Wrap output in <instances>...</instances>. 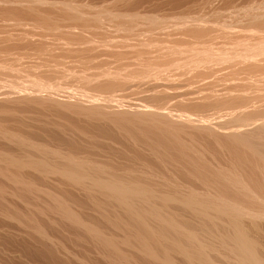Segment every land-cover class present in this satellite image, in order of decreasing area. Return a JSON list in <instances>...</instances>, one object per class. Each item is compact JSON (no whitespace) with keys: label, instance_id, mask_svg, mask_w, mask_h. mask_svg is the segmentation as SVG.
Segmentation results:
<instances>
[{"label":"bare ground","instance_id":"1","mask_svg":"<svg viewBox=\"0 0 264 264\" xmlns=\"http://www.w3.org/2000/svg\"><path fill=\"white\" fill-rule=\"evenodd\" d=\"M67 12L74 20L79 18L77 9L74 6H69ZM249 16L248 26L250 29L247 28L245 37H243L244 35L242 34L244 32H242L241 35L243 38L239 37V35L237 40L227 42L230 43V45H224V42H221L223 43L222 46L229 45L227 47H222L221 44L217 42L212 45L211 42L214 40L210 42L207 41L208 39H205L207 34L205 29L208 27L202 28L205 24L201 27L195 24L185 33L188 34L189 32L191 34L190 36L193 37H191L192 39L190 40L194 39L195 41L186 42L188 41L186 39L188 36L186 35L185 43H183L184 41H177L179 43H174V37V41L171 44L173 46L172 49L168 51L165 49V51H163L164 55L162 56L166 58L163 59L161 58L162 56L160 57L157 55L159 56L158 58L162 60L158 59V61H156L157 58L154 60L148 56L144 57V59L147 58V60H143L142 57V61L138 60L137 62L140 68L132 69L127 73H122L121 71L125 68H118V70L115 71L110 69L111 71L108 72L98 71L97 73L86 74V72H88L87 70H90V67L88 68L87 64L83 63L85 61L87 62V60H91V58L87 59L84 57V59H87L84 60L81 59V56V61L84 60L81 64H83V66L85 65L86 67L84 68H87V70L84 68L82 69L83 66H80V69L86 70V72L79 69L78 73L76 70V73L68 72L67 70L61 73L56 70L58 71L56 75L61 73V78L59 76L57 78L55 77L56 75L53 74V77H55V79L57 78V80L62 79L63 81L64 78H72V82L69 83H77L80 85L79 87L84 88H80L79 93L74 91L75 95L74 92H72L73 90L65 91L63 89L64 87H62V85L64 82L60 87L59 82H54L53 80L55 79L52 78L51 80L50 77V79H48V77H45L47 78L45 79L44 77L36 76L31 79H26L22 77L21 74L15 73L14 76L19 79L18 82L12 85L0 82V88H13V92L17 93V95H25L24 97H19V99L31 100L33 98H39L55 102H66L67 104H73L75 106L84 104L87 106L85 107L86 113L94 120L100 116H104V118H107H105V121L109 119L113 124L117 125V127H123L121 129L125 128L127 132L132 134V137L134 135L136 138L133 137L132 139H136V142H144L155 151L165 150L168 156L163 155L160 158L167 163L173 162L172 164L179 170L175 171L180 175L182 180L184 179V183H182L181 180H177L179 175H177L176 179H174L175 177L172 178L170 175H167L166 169L162 170L160 167L161 170H159L160 168H156L155 170L157 166L155 163H152L153 161L150 162L151 164H145L147 170H145L146 168L144 167L143 173L138 170L140 174L138 172V174L136 173V166L133 167V164V166H128H132L129 170L124 168L125 170L123 169V171L127 170V172H134L131 174L132 176L128 178L125 172L120 171L122 168L120 170L117 169V165L116 167H89L87 162L80 157L74 155L61 157L59 156V152L58 155L53 154L44 156L43 158H34L31 154H24V156H17L16 154V156H14L15 153L12 155L7 152H0V177L7 179L11 183L10 187L13 186V191L17 194V197L20 195L22 198H26L27 196H34L36 198L41 195V192H39L40 189L37 190V188H34L35 185L33 181H28L20 175V170L27 167H31L46 175L53 174L55 176L56 174L58 177H63L65 178L64 180L84 188L88 194L105 195V199H107L109 203L104 199L106 202L103 201L102 204L100 203L99 207H101L103 211H106L105 216L107 217V221L115 228L124 232V237L120 239L117 238V236L106 235L107 233L104 234L102 231L86 225V223L62 201V198L59 196L60 194H55L50 191H44L45 194H43V196L52 198L56 201L54 202V206L52 205V210L59 212L72 226L77 228L84 226L85 229L87 228V231L91 232L96 242L98 241L99 243H97L102 246L101 249L106 252L107 256L111 257L115 264H136L135 258L140 260V263L143 262L148 264H178L179 262L176 261L178 258L182 261V264H264L262 244H259V241H257L258 239L256 240L252 234L258 232V229H260L264 223V7L255 9ZM119 19L123 21L126 19L130 22L129 24L135 22L132 17L125 18L124 16ZM39 20L48 30L49 27H53L48 19L39 17ZM125 23L126 21L124 24ZM220 24L222 23L220 22ZM226 25L227 24H225V29H228ZM126 26L127 29L131 27L130 25ZM40 27H42V25ZM235 28L238 29L239 27ZM45 29L46 28H43L42 30ZM217 29H220V27ZM217 29L214 28L213 30L221 31L222 34V30ZM239 29L242 30L243 27ZM210 32L208 31L209 34ZM230 32L227 31V33ZM238 32L236 35H238ZM43 33L44 31H42V34ZM134 33L138 34L139 32L134 31ZM239 33H241V31ZM137 34L134 35L137 36ZM172 34L173 36L175 35L174 33ZM176 34L178 35L175 36H184V34ZM70 35L68 36L71 37ZM213 35H215V33ZM217 35L218 39L216 40H219V34ZM173 36H170L171 39ZM210 36L212 38L215 37L212 36V32ZM229 36L227 35V38ZM62 38L61 36V39ZM234 38L236 37L232 39ZM144 39L143 42L145 41ZM72 40L74 41L75 38ZM140 42H142V40H140ZM148 42L149 40L146 41V43ZM216 43L219 46L215 48L213 46L216 45ZM98 46L101 48L102 45L98 44ZM147 47L149 48V46ZM160 48L162 47H159V50H161ZM90 49L94 50L93 48ZM151 49L153 48L150 47V50ZM147 50L148 49L144 50L146 53H142L144 51L139 50L140 52L142 51L141 54L140 52L139 54H143L144 56V54L151 53H148ZM50 51L53 50H49V52ZM87 51H89V49H87ZM136 51H138V49H136ZM68 52H72L71 49H69ZM0 53H2L0 54L2 56L3 51L0 50ZM118 55L120 60V55L121 57L123 55L119 53ZM20 56L19 59L21 60ZM24 57L22 56V59ZM14 58L16 59V57ZM57 58L59 60L63 59V61L66 60V58L62 56L56 57V59ZM116 58L114 60H118ZM7 59L10 61L11 57ZM7 59L3 58L2 61ZM19 59L17 58L18 61L16 60L15 64L19 62ZM68 61L75 62L73 59L72 61ZM68 61L65 63L68 64ZM48 62L50 61H47V63ZM40 63L42 64L43 61ZM60 63L59 61V65L61 66L62 64ZM62 63L64 65V62ZM4 64L1 63L0 65ZM34 64L32 63V66H30L34 68ZM36 65H38L37 62ZM44 65H46V63ZM99 65L98 68L101 69ZM39 66L41 65H38V67ZM56 66H58L57 63ZM66 66L68 67V65ZM44 68L45 67H43V69ZM50 68L52 69L53 67ZM94 68L95 71L99 70L97 67ZM65 69L67 68L65 67ZM222 70H225V75H221L220 79H218L220 75H217L218 78L217 76L213 78L217 71ZM52 71L55 73V70ZM52 71L43 70L42 72L51 73ZM165 71H170V74L174 71L175 76L172 74V77L178 78V80H180L181 76L188 75L184 77L182 81L180 80V83L182 82L183 84L178 85L179 87L181 86V88L186 86L188 90L183 91L181 89L179 92L177 88L175 89L172 85L173 88L170 86L168 87L166 83V87L162 86L164 85L163 82L170 80L174 81L173 79H175L168 78V76L170 77L169 73H167V77L164 76L163 73L166 74ZM100 77H104L105 80L101 81L99 79ZM211 77L212 79L209 80ZM132 78L138 80L135 82H145V85L148 83L147 86L150 89L153 88V90L151 89L152 91H154L155 87L156 89L157 87H162V94L150 95V99H156L157 102L151 105L147 101L149 104L143 105L140 103H144V100L140 98L143 102H139L138 100L139 104L137 103V105L132 106L131 103H122L123 98L127 96L124 97L123 95L121 98V95H118L116 98L113 94L117 95L116 93L118 92L115 90L119 89L121 86L124 88L126 85L124 82H129ZM223 78L225 79L222 80ZM73 80L76 82L73 83ZM221 80L223 82H220ZM199 81L203 82L198 84L200 83ZM195 82H198V85H193ZM128 84H130V82ZM65 85L67 84L64 83L63 86ZM78 85L77 87L74 85V87H76L74 90L78 89ZM130 85L128 91L133 88H130ZM67 86L68 88H73L71 84ZM88 86L91 89H88ZM147 86L143 84L141 87L144 89V87ZM141 87L138 86V88ZM126 88L128 87L126 86ZM142 89H139L140 94V90ZM145 89L147 91L146 93L151 92V90L148 92L149 89ZM169 89H175L177 93L175 91L173 93ZM105 90L113 93L112 96L107 92L112 98H105L104 94V98L102 97V93H104L102 91ZM123 91L125 92V90ZM6 93L8 94V92H4L3 94ZM133 93L135 94L136 92L134 91ZM133 93L130 91L129 94L133 95ZM132 95L130 96L132 97ZM105 96L107 97L106 94ZM119 97L122 102L118 101ZM172 98L176 99L175 101L173 99V102H176V104H174L177 107L176 109L172 108L173 106L171 105L170 107H166ZM165 99L170 101H168L166 105L164 104V106L163 103H166L164 102L166 101ZM134 103L133 101L132 104ZM101 120H103V118ZM109 120L108 122L110 123ZM134 130H137V134H140L137 135ZM186 133H190L191 137L193 136V139L190 137L192 141H198L199 138L196 139L197 137L204 139L207 141V147L201 149L199 148L201 144H197L199 146L196 148L193 144L188 143L184 139V135L187 136ZM114 136L115 135L112 137ZM119 137L121 136L119 135ZM119 137L117 140H120ZM143 138L146 140L144 141ZM21 139L22 138L16 142L23 150L24 148H33L30 147L29 141L24 140L26 138ZM196 141L193 143H199ZM51 157L54 158L52 161L55 164L50 161ZM142 157L144 158V156ZM138 159H141V156ZM145 161H147V159H145ZM111 164L114 165L113 163ZM153 165H155V167ZM166 165L168 166L169 164ZM154 177L163 179L162 182L164 185H160V187L163 185V188L160 189V187L155 185L153 180ZM144 179L150 183L143 181ZM4 186L7 185L0 184V191H3L2 189H4ZM10 187L8 188L10 189ZM3 194H0V204L2 203V207L6 205L5 201H3L5 198ZM64 194L63 196H65ZM113 203H116L118 207L113 206ZM105 204H112L109 206L110 208L112 206V209H109ZM6 206L9 207V205ZM170 208H173V211ZM6 209L5 211L8 215L17 217V219H19L18 221L21 223H23V218L25 219L26 216L27 220H25L24 223L33 226L40 232L43 229L41 223H39L40 220L32 213L21 212L20 210L17 211L18 209L16 210L17 212H14L10 207L8 210ZM179 210H182L186 214V218H184L183 215V220L178 217L177 211ZM37 225L38 227H35ZM95 239H93V241ZM123 245L134 249L139 257L133 256L132 258L130 254L123 250ZM222 253L225 254V256ZM175 258L177 259L175 260ZM138 263L139 261H137V264Z\"/></svg>","mask_w":264,"mask_h":264},{"label":"rangeland","instance_id":"2","mask_svg":"<svg viewBox=\"0 0 264 264\" xmlns=\"http://www.w3.org/2000/svg\"><path fill=\"white\" fill-rule=\"evenodd\" d=\"M71 5L77 9L78 12L77 14L79 18L76 20L72 19L69 13L67 12L68 7ZM261 7L262 8L264 7V0H0V50L3 51V55L2 56L0 55L2 57V58L0 57V64L1 63L4 64L5 62L7 63V64L5 63L4 65H0V82H5L10 85L18 82L19 79L14 76L15 73L21 74L22 77H25L26 79H31L36 76H41L44 78L48 77V79L51 78L52 80V78L55 79V77L57 78L58 76L60 77V74L63 71L65 72L66 70L68 72H75V73L77 71L78 73L79 69L83 66V64H87L88 68L90 67V70L84 68L86 67L85 65L82 67V69L84 68L88 72H86V70L80 69L83 72L85 71L86 74L97 73L98 71L108 72L111 71L110 69H112V71H115L118 70V68H125L121 71L122 73H127L132 69L140 68L137 62L138 60L142 61V59L147 60V58L144 59V57L149 56V58L154 60L157 58L156 61H158L159 59L158 57L164 55L163 51H165V49L167 51L172 49L173 46L171 44L173 43L174 39H175L174 43H179L181 41L182 42L184 41L183 43H185L186 39L188 40L186 42L195 41L194 39L190 40L193 37L190 36L191 34L189 32L188 34H185L186 31L187 30L189 31L190 27H193V25L195 24H197L196 26L199 25L200 27L205 24L202 28L208 27L207 29H205L207 34L205 36L206 38L205 37L204 38L206 40L208 39L207 41L210 42L214 40L211 42L212 45L215 42L221 44V46L223 44L221 42H224V45L225 44L230 45V43L227 42L237 40L239 35H240L239 37H242V35H244L243 37H245V35L247 34V28H249L248 26L249 17H250L249 15L255 9ZM124 16L125 18L132 17L138 25L135 22L129 24L130 22H128V20L126 19L124 21L119 19ZM39 17L48 19L53 25V27H49L48 30V28L45 27V25L40 22ZM125 21L126 23L124 24ZM220 22L222 24H220ZM225 24H227L226 27H228V29L227 28L225 29ZM41 25L42 27H40ZM126 25L128 26L130 25L131 29L130 28L127 29ZM212 27H214L215 29L220 27V29L217 30H222V34L221 31L215 30L216 31L215 32L213 30L214 28ZM235 27H239V28L243 27V29L241 30ZM43 28H46L47 30L46 29L42 30ZM132 30L139 32L138 33L139 35L137 33H134V31ZM138 30H140L141 33ZM226 30L228 32L230 31L231 32L227 33ZM237 30L239 32L241 31V33H239ZM42 31H44L43 34ZM208 31L209 32L211 31L212 36L215 37L212 38L210 36L211 32L209 34ZM67 32L72 34L70 35ZM237 32L238 35H236ZM242 32L244 33L242 34ZM133 33L135 35L137 34L138 37L135 36ZM172 33H174L175 35H178L176 33H179V35L184 34V36L181 35V37H183L181 38L180 36H175V35L173 36ZM214 33L215 35H213ZM216 33L219 34V38H220L219 40H216L218 39V35ZM68 35H70L71 37H69ZM171 35L173 36L172 39L175 37L173 40L170 37ZM186 35L190 38H188ZM227 35L230 36L227 38ZM61 36L63 37L62 38L63 40L61 39ZM81 36L83 39L81 38ZM232 36L236 38L232 39L233 38ZM74 38L75 40L73 41L72 39ZM81 39L84 41H82ZM143 39L145 40L144 42ZM146 39L149 40L148 42L149 44L146 43L147 41ZM140 40H142V42H140ZM141 43L144 45H142ZM217 43H216L217 46L214 45L213 47L215 48L218 47L219 45ZM98 44L102 45L101 48L98 46ZM126 45H129L131 47ZM224 45L222 47L229 46V45L226 46ZM139 46H141L142 48ZM147 46H149V48ZM135 47L136 49H138V51H136ZM150 47L153 48L151 49L152 51L150 50ZM159 47H162L160 48L162 51L159 50ZM90 48H93L94 50H91ZM48 49L53 51L49 52ZM69 49H71L72 52H68ZM87 49H89V51H87ZM146 49L149 50V51L147 50L148 53L149 52L151 53L153 52V53L152 54L149 53L150 55L144 54V56L143 54L140 55L142 51L140 52L139 50L144 51ZM155 49L157 50V52ZM24 53H26L27 55ZM118 53L123 55L122 57L120 55L121 61L119 60ZM142 53H146V52L144 51ZM155 54L156 56L157 55L159 56L156 57ZM19 56L21 60L19 59ZM22 56L23 57L25 56L24 57L25 59L24 58L22 59ZM61 56L63 58H66V60L63 61V59L62 60H59L58 58L56 59V57H61ZM151 56L155 58H152ZM10 57L11 59L9 61V59L7 58ZM14 57H16V59ZM84 57H86L87 59L91 58V60H87L86 58L84 59ZM3 58L7 60L2 61ZM17 58L19 59V62L15 64ZM80 58L87 60L89 64L86 61L83 64H81L84 60L81 61ZM115 58L118 60H114ZM161 58L164 59L166 57L162 56ZM72 59L77 64L75 62L68 61V60L72 61ZM41 60L43 61L44 64L46 63V65H44L43 63L41 64L40 63L42 62ZM47 61L50 62L47 63ZM59 61L61 62L60 64H62L61 65L62 67L59 65ZM66 61H68V64H66L67 63ZM31 62L33 64L35 62L34 65L37 68L31 67L32 66ZM36 62L38 65L41 66L38 67V65H36ZM51 62L54 64H52ZM62 62H64V65ZM56 63L58 66H56ZM123 64L124 65L126 64L128 67L126 65L124 66ZM66 65H68V67ZM98 65L99 67L101 66V69L98 68ZM49 66L56 68L51 69ZM64 66L67 69H65ZM93 66L97 67L99 70L95 71L96 69ZM30 67L32 68V70ZM43 67H45L46 69L45 68L43 69ZM43 70L44 71L55 70V73H53L54 71H52L51 73L50 72L44 73L42 72ZM56 70H58L61 73L60 74L58 73L59 75H56L58 72ZM222 71H217L218 74L216 73L213 78H215L217 75L218 76L220 75L219 78L217 76V78L220 79L221 75L223 74L225 75L224 72L225 70ZM165 72L166 74L165 73L163 74L164 76L167 77L168 76L167 73H169L170 71L169 72L165 71ZM170 73H169L170 77L168 76V78L170 79L175 78L172 77V74L173 76H175L174 71H172V74ZM53 74L56 76L53 77L54 76ZM187 76L188 75H185L183 77L181 76L180 80L182 81L184 77ZM57 78L53 81L54 82L58 81L60 87L63 82L67 85L71 84L73 86V88L72 87L68 88L67 85H65L66 87L63 86L64 85L63 83L62 87H64L63 89L65 91L73 90L72 92L74 91L75 92L77 91L76 93L80 92L79 89L81 87H79L80 85L75 83L76 81L73 80V83L75 84L69 83L72 82V78H64L63 81L62 79L57 80ZM99 79L101 81L105 80L104 77H100ZM175 79L178 80V78ZM175 79H173L174 81L170 80L163 82L164 85L162 86L166 87L165 85L166 83L168 87L169 86L171 88L175 87V89L177 88L179 92L181 91V89L183 91L188 90L187 89L188 87L186 88V86L184 87L182 86L185 89L181 88V86L179 87L178 85H181L183 83L182 82L180 83V80L176 81ZM211 79L212 77L209 80ZM224 79L225 78H223L222 80ZM222 80L220 82H223ZM135 81L138 80L136 78L135 79L132 78L131 80H129L131 85L128 84L129 83L128 81L124 82L126 83L124 88H122L121 86L120 88L118 87L119 89L115 90L118 93L112 91L115 92L117 95L110 93V91L107 90H105L106 92L102 91L104 92V93L101 92L102 97L103 94L105 98H110L112 94L116 96V98L118 95L119 96L121 95L120 96L121 98L123 97V95L124 97L126 96L128 97L129 95L128 97L129 100L126 97L123 98V102H122V100L119 97L118 101L122 103L125 102V104L131 103L132 106L137 105V103L139 104V102L141 101L143 102V100L144 103H140V104L144 105L150 103L152 105L156 103L157 102L156 99H152V98L150 99L151 97L150 95L162 94L161 91L162 87L160 88L157 87V89L155 87L154 91H152L153 88H151L152 90L148 88L147 86L148 83L145 85V82H140V81L135 82ZM199 82L200 83L195 82L196 84L193 83V85L201 84L203 81H199ZM175 83L178 84L176 85ZM137 84L139 87L143 86V84L144 86L147 87H144V89H142L143 87L138 88ZM74 85H76V87L78 85L77 90H74L76 89ZM129 85L130 88L133 87L130 89L131 93L135 91L136 92L135 94L137 95H135L134 93H133L134 96L132 94H129L130 93V91H128ZM126 86L128 88H126ZM145 88H147V90L149 89L148 92L150 90L151 92L146 93L147 91ZM88 89L91 88L89 87ZM122 89L125 90V92L127 91L128 93L127 92L125 93ZM139 89L145 91L140 90L141 92L140 94ZM175 89H169V90H171V92L174 93ZM10 90L12 91V93ZM121 90L123 91L124 94L122 93ZM177 90L175 91L176 93ZM4 92H8V94L7 93L3 94ZM107 92L110 93L111 95L109 96ZM105 94L107 95V97L105 96ZM130 95H132V97ZM24 96L25 95L23 94L17 95V93H14L13 88L10 89L5 87L0 88V152L2 153L7 152L12 155L15 153L14 156H16V154L17 156H24V154L25 155L31 154L34 158H43L44 156L53 155V154L58 155V152H59V156L61 157L66 155H74L80 157L85 162H87L89 167H94V166L116 167L117 165V169L120 170L122 168L120 171L125 172L128 178L131 177L132 176L131 174L134 173L132 171H130L132 173L127 172V170H129V168H131L133 165H134L133 167L136 166V173L137 172L139 173V171L142 172L145 168H146L145 170H147V166H145L146 163L151 164L150 162L153 161L152 163L153 164L155 163V165L157 166L155 167V165H153L155 167V170L156 168L159 169L160 167L162 168V170L166 169L165 171L167 175H170V177L172 178L175 177L174 179H176L177 175H179L175 171V170L177 171L179 170L172 164L173 162L167 163L160 158L163 155L168 156V153L165 150L155 151L153 148L149 147L144 142L143 143L140 141L136 142L135 141L136 139H132L134 135L132 137L131 136L132 134L130 132H127L125 128L124 130L121 129L123 127L121 128H119V126L117 127V125L113 124V122L110 121L109 119L108 120L112 124H110L108 120L105 121L106 117L104 118V116H100L101 118L99 117L94 120L89 114L86 113L85 107L87 106H85L84 104L80 106H75L73 104H67L66 102H55L49 100H42L39 98H33L31 100L23 99V98L19 99V97H24ZM140 98L143 100H141ZM173 99L174 98H172L171 101L168 100L171 103L168 102L167 99H165L166 101L164 102L166 103H163V105L164 104L166 105L168 102V105L166 107L168 106L170 107L171 105L173 106L172 108L176 109L177 107L174 105L176 104V102L174 103ZM132 100L135 102L134 104H132L133 103ZM175 100L176 99H174V101ZM102 118L103 120H101ZM136 131L134 130V132L137 134L138 131L137 132ZM186 134L187 136L183 134L185 141H187L190 144H193V146H195L196 148L199 146L197 144H201L199 146V148L201 149L202 148L205 149L207 147L208 145L206 144L207 141H205L204 139L197 137L196 139L198 138L199 139L198 141L196 140L195 141L199 143L194 144L193 142L195 141H192L190 139L191 134L190 133H186ZM113 135L115 136L112 137ZM119 135L121 137H119ZM117 136L120 138V140H117L118 139ZM20 138L22 139L26 138L24 140L29 141L30 147L33 148L31 149L24 148L23 150V148L20 147L16 142L20 140ZM145 138H143L144 141L146 140ZM191 138L193 139V136ZM139 155L141 156V159H138L140 157ZM142 156H144V158L147 159V161H145V159ZM52 159L54 158L51 157L50 161L53 164H55L52 161ZM59 161H63V160H59ZM111 163H113L114 165H112ZM166 164H169L170 166L169 165L167 166ZM129 165L132 166L128 167ZM27 168L20 170V175H22V177H24L26 180L34 182L35 185L34 188L35 189L37 188V190L40 189L39 192H41V195L39 197L35 198L34 196L33 197L27 196L29 198L27 197L22 198L20 197V195H18L17 197V194H15V192L13 191L14 190L12 188L13 186L10 187L11 183L4 177H0V184H5L7 186L9 185L8 187H10V189L7 186H4V189H2L3 191H0V194L2 195L5 191V193L3 194L5 198L3 199V201H5L6 205H9L10 209L14 207L12 209L14 212L20 210L21 212L23 211L25 213L26 212L32 213L38 220H40L39 223H41L42 225L41 227L43 228L42 229L43 232L42 230L40 232L36 230L33 226L24 223V221L27 220L26 216L25 219L23 218L22 221L23 223H21L20 221H18L19 219H17V217H12L8 215L5 209L7 208L6 210H8L9 207L6 205L2 207L1 206L2 203H1L0 204L1 206L0 207V264H115L112 261L111 257L107 256L106 252L103 249H101L102 246L98 244L99 243L98 241H97L98 243L96 242V239L91 235V232L87 231V228L85 229L84 226H80V228L72 226L67 221V219L63 217L59 212H55V210H52V205L54 206V202L56 201L52 198H47L43 196V194H45L44 191H50L55 194L57 193L60 194L59 196L62 198V201L65 202L68 208L73 212H75L77 216L86 223V225L96 228L97 230L102 231V233L104 234L107 233L106 235H114L120 239L124 237V232L120 231L119 229L111 225L107 221V217L105 216L106 211H103L102 208L99 207L100 203L102 204L103 201L105 200L107 201V199H105V195L92 194L93 195L92 196L90 193L88 194L86 190L81 186L78 187L77 184H73L69 181H66L64 180L65 178L63 177H58V175L56 174L55 176L53 174L46 175L42 172H38L37 170L31 167H27ZM124 168H126L127 170L123 171ZM161 168L159 170H161ZM125 174L123 173L124 177ZM179 177H177L178 178L177 180L179 181L181 180V182L184 183L183 181L184 179L182 180L181 177L179 179ZM153 180L155 185H157L158 187H160V185L163 184L162 182L163 179L160 177H154ZM143 181L149 182L146 181V179H144ZM163 185L162 187H160V189L164 187ZM62 193L63 194L65 193L64 194L65 196H63ZM105 205L108 206L109 209H112V206L111 208L109 207L112 204H105ZM113 206H117L116 203H113ZM170 209L173 211V208ZM181 211L182 210L177 211L178 217L181 220H183L182 217L184 215V218H186L185 217L186 214L185 212L182 211V213L184 214L181 213L179 215ZM35 227H38V225ZM261 228L258 229V232H254L252 234L254 235L256 240L258 239L257 240L259 241L258 243L262 244V252H264L263 250L264 223L262 224ZM93 239L95 240L93 241ZM123 250L128 254H130L132 258L133 256L134 257L138 256L137 252L130 247L123 245ZM223 255L225 256V254ZM176 259L177 258H175V260ZM135 260H136V264L137 261H139L138 264L143 263V262L140 263V260H137V258H135ZM176 261L182 264V261L179 260V258ZM143 264H148V263H143Z\"/></svg>","mask_w":264,"mask_h":264}]
</instances>
